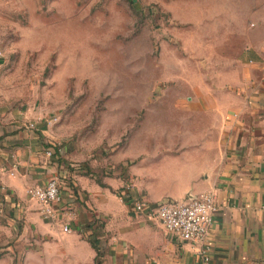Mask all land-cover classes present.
Masks as SVG:
<instances>
[{"label": "rangeland", "instance_id": "rangeland-1", "mask_svg": "<svg viewBox=\"0 0 264 264\" xmlns=\"http://www.w3.org/2000/svg\"><path fill=\"white\" fill-rule=\"evenodd\" d=\"M254 48L264 0H0V131L18 124L71 173L132 194L143 163L197 143L201 104ZM1 190L0 259L22 264Z\"/></svg>", "mask_w": 264, "mask_h": 264}, {"label": "crops", "instance_id": "crops-1", "mask_svg": "<svg viewBox=\"0 0 264 264\" xmlns=\"http://www.w3.org/2000/svg\"><path fill=\"white\" fill-rule=\"evenodd\" d=\"M248 51L250 58L238 59L243 69L237 84L213 90L217 96L201 104L212 123L201 128L197 143L176 156L156 158V168L145 170L143 163L136 172L141 186L132 194L71 173L70 164L44 153L37 134L4 125L0 186L7 195L1 205L19 224L13 228L14 249L24 246L22 264H96L91 239L100 243L101 264H204L194 245L135 209L138 202L148 209L204 193H214L218 203L211 264H264V51ZM54 178L61 183L62 201L47 218L27 191ZM9 258L0 264H14Z\"/></svg>", "mask_w": 264, "mask_h": 264}, {"label": "built area", "instance_id": "built-area-1", "mask_svg": "<svg viewBox=\"0 0 264 264\" xmlns=\"http://www.w3.org/2000/svg\"><path fill=\"white\" fill-rule=\"evenodd\" d=\"M55 154L53 151H47L50 158ZM27 194L42 205L43 215L47 218L55 216V205L62 201L59 180L55 178L50 179L44 186L29 188ZM14 208H19V205ZM135 209L140 213L147 211L171 236L194 245L204 264H211L210 232L218 212L214 193L190 197L184 202L164 200L148 209L145 203L138 202ZM64 231L70 232L68 227H65Z\"/></svg>", "mask_w": 264, "mask_h": 264}, {"label": "trees", "instance_id": "trees-1", "mask_svg": "<svg viewBox=\"0 0 264 264\" xmlns=\"http://www.w3.org/2000/svg\"><path fill=\"white\" fill-rule=\"evenodd\" d=\"M57 156H58V161H61L60 159V156L58 155V154H56ZM99 183H101V182H99ZM102 184V183H101ZM90 243H91V245H92V247L96 250V252H97V257H96V264H101V261H100V259H101V256H102V252H101V250H100V247H99V242L97 241V240H93V239H91L90 240Z\"/></svg>", "mask_w": 264, "mask_h": 264}]
</instances>
